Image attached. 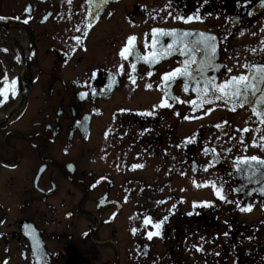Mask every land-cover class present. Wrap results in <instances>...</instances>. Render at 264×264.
<instances>
[{"label":"flooded vegetation","instance_id":"obj_1","mask_svg":"<svg viewBox=\"0 0 264 264\" xmlns=\"http://www.w3.org/2000/svg\"><path fill=\"white\" fill-rule=\"evenodd\" d=\"M197 9L200 21L177 19ZM0 17V88L5 77L16 87L7 99L0 96V264H185L183 235L190 231L195 252L208 254L203 264H264V175L256 171L249 182L252 174L242 177L234 167L238 157L264 159V125L248 107L194 109L196 95L183 90L182 78L162 81L180 66L179 54L151 66L119 55L129 36L147 55L145 34L150 43L153 28L203 32L217 37L219 81L239 75L245 64H264V0H111L89 29L87 0H0ZM165 83L178 98L167 101L170 107L159 106ZM146 112L152 115H141ZM194 124L192 137H180V144L166 138ZM182 177L188 182L174 185L175 193L214 192L194 181L223 186L231 202L217 196L207 202L211 212L223 215L227 208L225 221L203 219L201 207L186 211L183 197L184 210L164 209L161 216L153 202L139 204L138 194L154 184L165 190ZM147 217L168 218L160 237L143 234ZM187 219L190 231L165 237L170 224ZM203 220L226 230L197 237Z\"/></svg>","mask_w":264,"mask_h":264},{"label":"snow or ice","instance_id":"obj_2","mask_svg":"<svg viewBox=\"0 0 264 264\" xmlns=\"http://www.w3.org/2000/svg\"><path fill=\"white\" fill-rule=\"evenodd\" d=\"M111 2V0H87L88 4V17L85 24V29H89L92 26V20H98L100 12ZM207 3V0H204ZM71 4L72 0H68ZM239 6V5H238ZM5 19L0 17V20ZM177 19L182 20L185 23H189L193 20L200 21L199 9L197 12L191 16L184 17L182 15L178 16ZM27 23V21H24ZM80 29L77 28V31ZM85 34H87L85 32ZM148 33L145 34L144 47L145 49H151L147 55L142 56L139 49L136 46L137 37L129 36L127 38L126 46L120 51L119 55L122 59L127 60L129 56H134L136 62L143 60L150 66L158 63L160 59L167 58L169 56L179 54V56L184 57L182 61H178L179 67H176L172 71L165 73L162 76V81L174 82L178 78H183V90L187 92L189 90V82L195 83L194 91L196 92L197 99L190 101L194 109H199L205 104H211L214 101H222L226 105H231V110H235L238 106L243 107L246 104L251 108L252 113L258 118L259 122L264 125V64L254 65L245 64L242 67L246 69L245 72L239 75H230L225 77L222 81H219L216 76H209V72H216L222 67V65L217 64V37L209 33H194L188 31H178L176 29L167 30L163 28H153L151 30V42H148ZM165 37H170L171 42L164 44L163 39ZM194 37V38H193ZM77 43L80 42V37H75ZM264 43V42H262ZM264 50V49H262ZM198 56L201 57L198 59ZM136 63L131 64L133 72L136 70ZM195 66V67H193ZM119 71L123 73L124 66L120 65ZM229 73L232 69H227ZM149 72V76H151ZM132 78V77H130ZM133 82H135V79ZM3 84L5 87L0 88V96L5 99L8 98V93L11 92L13 95L16 92L15 81H9L7 77L4 78ZM170 83H165L161 85L164 91V99L162 100L160 107L168 106L167 103L169 99L176 101L178 98L175 96H169L168 89L170 88ZM149 88L151 85L148 86ZM86 93H82L81 96H85ZM141 115H152L150 112L142 113ZM178 115V113H177ZM188 119V117H185ZM219 127V125H217ZM239 131V130H238ZM244 132L250 131V129H243ZM185 143H192L191 138H189ZM259 147V145H253ZM211 151H215L212 149ZM205 154L209 152L207 147L204 148ZM211 166V165H210ZM136 167H143V165H134ZM234 167L237 173L243 175L245 173H251L252 175L247 176L249 182H251L253 175L256 171H259L261 175H264V159L257 156H245L238 157L234 162ZM208 169L205 168V171ZM196 187H211L215 195L224 200L226 197L223 195V186H217L215 182H208L201 185L194 181ZM239 189H237L238 191ZM231 202V201H229ZM163 203V202H161ZM211 203L204 201L200 204H193V207H211ZM241 211L250 210L249 208H241ZM164 217L159 222H153L151 217H147L144 220V225H151L152 228L156 229L155 232L148 231L147 238L152 239L154 235H159V230L161 229L163 223L167 220ZM137 229H133V233ZM33 236V249L39 252L41 245L40 241L35 234V229H32ZM227 235V234H226ZM40 255H43L40 252Z\"/></svg>","mask_w":264,"mask_h":264},{"label":"rangeland","instance_id":"obj_3","mask_svg":"<svg viewBox=\"0 0 264 264\" xmlns=\"http://www.w3.org/2000/svg\"><path fill=\"white\" fill-rule=\"evenodd\" d=\"M223 22V19L221 18V20H219V23ZM209 22L207 21V23L205 24L206 27L209 26ZM203 25V24H202ZM203 25V26H205ZM170 122V121H169ZM207 120L204 122L206 123ZM197 124L194 125H186V126H182V127H177V129L174 131L175 133L171 134L170 136H168L169 134H167L166 138L169 137L170 140H172L174 143L176 144H180V142H182L183 137H192V132H194L195 128H196ZM176 133L178 135H176ZM167 145V142H166ZM178 147V146H176ZM167 148H169L167 146ZM176 155V153L174 154V156ZM175 167V166H174ZM187 177H182V178H177L175 179L172 184H170L168 186V188H166L164 190V187L167 186H160L163 188V190L159 189L157 184H154V190L150 191L147 193V191H145L144 193H140L138 194V201L139 204L141 206H144V203L148 201L153 202L152 204H154V208L155 210H153L154 213L158 214L159 216L162 215L163 210H169V211H175V209H179V210H184V207L178 206V200L185 198L186 199V205H185V210L186 211H190L192 208L193 210H196V207H193V204H200L204 201H215L218 199L216 197V195L214 194V192L210 191V190H204V189H197L195 191H184V190H179V193H175V186L174 185H179L182 186L184 185L187 181L186 179ZM173 180V179H172ZM185 181V182H184ZM144 182L146 184H150L151 182V177L147 176L146 178H144ZM156 182V181H155ZM175 183V184H174ZM205 188V187H202ZM223 195L226 197V199L222 200L223 203L227 204L229 203V199H228V195H226V193H223ZM181 197V198H180ZM220 199H218L217 201L219 202ZM163 202V203H161ZM139 205V208H141V206ZM159 206V209L156 207ZM228 207V206H227ZM227 211V208H224V214ZM201 213L202 215H204L203 219H206L209 217H217L219 218V220L225 221V216L222 215V211L220 212V210L215 211V212H211L209 211V207H201ZM208 223L206 224V222L203 220L201 222L202 225V233L198 232V236L197 237H221L220 234L224 233L226 230V227L224 225H217L213 224V221L211 220L209 223V220H206ZM155 222V221H154ZM193 222V220L185 222V224L183 226L181 225H174V224H170L168 226V229L165 233V237H174V234H178L181 231H184L185 234L187 233L186 231H190V229L192 228L191 225ZM145 231L143 234H147L148 231L152 230V231H156V229L152 228L151 225H148L145 227ZM160 232V230H159ZM193 231H190V234L188 236L183 235V237H186V247H189V250H185V255H184V259H185V264H203L204 260L206 259V257H208V254L205 251L196 253L195 252V242L194 240L192 241L191 238L188 239V237H195V234ZM216 235V236H215ZM154 237H160L159 235H154ZM204 247V244L202 245ZM208 246V245H207ZM204 250V249H203ZM162 251V250H161ZM162 252H159V254Z\"/></svg>","mask_w":264,"mask_h":264},{"label":"water","instance_id":"obj_4","mask_svg":"<svg viewBox=\"0 0 264 264\" xmlns=\"http://www.w3.org/2000/svg\"><path fill=\"white\" fill-rule=\"evenodd\" d=\"M194 38V37H193ZM184 58V57H183ZM199 58H201V57H199L198 56V59ZM219 62V56H218V45H217V60H216V63L217 64H219L218 63ZM193 67H195V66H193ZM208 75L210 76V72L208 73ZM189 85L193 88V90H194V88H195V83L194 82H189ZM214 102H218V101H214ZM247 105V104H246ZM248 106V105H247Z\"/></svg>","mask_w":264,"mask_h":264}]
</instances>
